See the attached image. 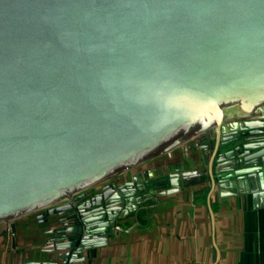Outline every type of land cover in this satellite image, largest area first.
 <instances>
[{"label":"water","instance_id":"95a60500","mask_svg":"<svg viewBox=\"0 0 264 264\" xmlns=\"http://www.w3.org/2000/svg\"><path fill=\"white\" fill-rule=\"evenodd\" d=\"M263 133L264 0H0V222L47 235L22 264L83 263L195 175L257 204Z\"/></svg>","mask_w":264,"mask_h":264},{"label":"crops","instance_id":"0c3cea01","mask_svg":"<svg viewBox=\"0 0 264 264\" xmlns=\"http://www.w3.org/2000/svg\"><path fill=\"white\" fill-rule=\"evenodd\" d=\"M167 161L163 154L143 167ZM209 191V178L195 175L173 192L156 188L138 195L137 208L117 221L121 229L105 245L91 248L81 264H264L263 198L254 204L249 193ZM39 213L13 219L15 234L0 222V264L46 256Z\"/></svg>","mask_w":264,"mask_h":264},{"label":"flooded vegetation","instance_id":"af4514ba","mask_svg":"<svg viewBox=\"0 0 264 264\" xmlns=\"http://www.w3.org/2000/svg\"><path fill=\"white\" fill-rule=\"evenodd\" d=\"M230 134L234 135L235 133H230ZM259 138H260L262 141H264V133L261 134Z\"/></svg>","mask_w":264,"mask_h":264},{"label":"rangeland","instance_id":"374dc122","mask_svg":"<svg viewBox=\"0 0 264 264\" xmlns=\"http://www.w3.org/2000/svg\"><path fill=\"white\" fill-rule=\"evenodd\" d=\"M4 223H6V222H4Z\"/></svg>","mask_w":264,"mask_h":264}]
</instances>
